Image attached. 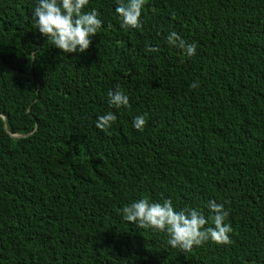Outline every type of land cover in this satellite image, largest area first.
I'll return each instance as SVG.
<instances>
[{"label":"trees","instance_id":"obj_1","mask_svg":"<svg viewBox=\"0 0 264 264\" xmlns=\"http://www.w3.org/2000/svg\"><path fill=\"white\" fill-rule=\"evenodd\" d=\"M37 3L0 0V264H264V0H146L140 29L89 0L103 23L82 54L36 30ZM144 197L206 226L223 203L231 244L181 253L122 218Z\"/></svg>","mask_w":264,"mask_h":264},{"label":"clouds","instance_id":"obj_2","mask_svg":"<svg viewBox=\"0 0 264 264\" xmlns=\"http://www.w3.org/2000/svg\"><path fill=\"white\" fill-rule=\"evenodd\" d=\"M146 0H116L115 13L120 25L125 29H140L141 12ZM89 0H38L33 11L36 30L50 40L52 45L66 54L84 53L91 44V37L102 27L99 12L93 8L84 11ZM111 28V25L108 26ZM173 48H178L187 56L196 54L197 45L183 40L176 32H170L166 40ZM146 52L159 51L157 47L146 45ZM198 83H192L195 89ZM108 103L117 109L129 106V98L117 86L108 92ZM117 120V116L109 111L97 118L95 127L103 132ZM146 115L133 118V128L143 131L146 125ZM227 203V202H225ZM206 207L212 213V226L202 211L185 207L175 210L172 200L165 199L162 203L151 202L147 197L123 206L119 211L122 218L138 228L165 233L167 243L181 253L190 252L207 242L217 245L231 244L230 223H226L229 212L223 203L214 200L207 202Z\"/></svg>","mask_w":264,"mask_h":264}]
</instances>
